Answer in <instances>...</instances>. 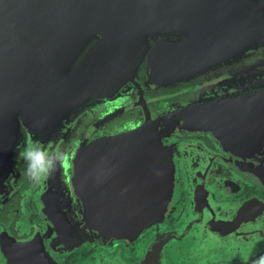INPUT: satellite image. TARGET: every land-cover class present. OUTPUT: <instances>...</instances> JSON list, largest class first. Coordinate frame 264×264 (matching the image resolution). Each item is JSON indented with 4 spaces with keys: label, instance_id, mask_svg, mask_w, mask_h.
<instances>
[{
    "label": "flooded vegetation",
    "instance_id": "obj_1",
    "mask_svg": "<svg viewBox=\"0 0 264 264\" xmlns=\"http://www.w3.org/2000/svg\"><path fill=\"white\" fill-rule=\"evenodd\" d=\"M255 1L264 11V0ZM146 39L150 47L156 43ZM98 42L87 44L69 73ZM243 55L165 87L151 85L143 56L132 81L117 77L112 93L100 96L104 79L92 73L88 96H71L64 111L57 114L53 107L44 113L35 105L19 113L10 151L0 159V264H140L155 240L160 241V264H264V177L261 181L256 174L264 166V145L228 137L237 133L227 127L232 113L219 106L231 99L227 93L240 79L264 77V44ZM254 65L251 73L232 75ZM205 101L215 103L210 126L165 136L168 151L147 152L145 159L141 153L123 154L107 171L104 159L93 170H84L78 159L93 141ZM33 140L71 154L69 166L38 186L27 179L20 158ZM147 161L151 166L167 161L176 168L170 216L132 237L106 234L102 216L127 210L120 208L122 198L136 195L137 182L153 174L144 170ZM86 163H91L88 158Z\"/></svg>",
    "mask_w": 264,
    "mask_h": 264
},
{
    "label": "water",
    "instance_id": "obj_2",
    "mask_svg": "<svg viewBox=\"0 0 264 264\" xmlns=\"http://www.w3.org/2000/svg\"><path fill=\"white\" fill-rule=\"evenodd\" d=\"M146 37L156 43L150 47ZM94 39L99 42L69 73ZM263 44L264 11L255 0H0V159L10 151L19 113L40 105L41 112L56 107L58 114L71 96H88L92 73L104 79L99 95H107L117 90V77L132 81L147 56L151 85L171 86ZM256 67L232 75L251 73ZM249 79L234 83L227 93L231 99L219 106L232 113L227 127L237 133L228 137L246 139L245 145H264V77ZM213 103L193 102L148 118L130 132L93 141L78 159L84 170L97 169L104 159L107 171L123 154L141 153L145 159L147 152L168 151L165 136L210 126ZM144 170L153 174L137 182L136 195L122 198L120 208L127 210L102 216L106 234L132 237L170 216L175 166L167 161L151 166L147 161ZM256 174L262 181L264 166ZM159 245L155 240L140 264H160Z\"/></svg>",
    "mask_w": 264,
    "mask_h": 264
},
{
    "label": "clouds",
    "instance_id": "obj_3",
    "mask_svg": "<svg viewBox=\"0 0 264 264\" xmlns=\"http://www.w3.org/2000/svg\"><path fill=\"white\" fill-rule=\"evenodd\" d=\"M20 158L26 164L27 179L33 185L38 186L41 182L51 178L58 169L69 166L71 154L60 149L52 151L38 140H33L20 153Z\"/></svg>",
    "mask_w": 264,
    "mask_h": 264
}]
</instances>
